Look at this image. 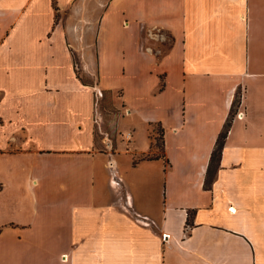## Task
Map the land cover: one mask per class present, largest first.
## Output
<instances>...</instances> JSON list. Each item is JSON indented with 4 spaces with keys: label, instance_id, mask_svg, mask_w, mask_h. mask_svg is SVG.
I'll list each match as a JSON object with an SVG mask.
<instances>
[{
    "label": "crops",
    "instance_id": "obj_1",
    "mask_svg": "<svg viewBox=\"0 0 264 264\" xmlns=\"http://www.w3.org/2000/svg\"><path fill=\"white\" fill-rule=\"evenodd\" d=\"M0 264H264V0H0Z\"/></svg>",
    "mask_w": 264,
    "mask_h": 264
},
{
    "label": "rangeland",
    "instance_id": "obj_2",
    "mask_svg": "<svg viewBox=\"0 0 264 264\" xmlns=\"http://www.w3.org/2000/svg\"><path fill=\"white\" fill-rule=\"evenodd\" d=\"M166 45H162V48L165 49ZM119 91L112 92H103V95L96 100L97 104V112H101V120L100 123H95V138L97 143L100 142V136L103 134H107L111 143L116 145L117 142H122L123 146L126 145L125 138L123 137L121 127L119 123L125 121L126 112L125 109L118 104ZM114 102L118 105L114 106ZM96 109V108H95ZM123 130L127 127L122 126ZM149 130V137L151 139V144L153 148L160 149L161 148V136H160V128L157 125H154ZM106 147V146H104ZM139 155H136L134 159L138 158ZM145 157L154 156L151 152L144 154Z\"/></svg>",
    "mask_w": 264,
    "mask_h": 264
},
{
    "label": "trees",
    "instance_id": "obj_3",
    "mask_svg": "<svg viewBox=\"0 0 264 264\" xmlns=\"http://www.w3.org/2000/svg\"><path fill=\"white\" fill-rule=\"evenodd\" d=\"M229 124H230V116L226 119L221 131L219 132L217 136L215 147L211 154V161H210L211 164L219 160V157L221 154V148L223 146L224 137L226 135Z\"/></svg>",
    "mask_w": 264,
    "mask_h": 264
},
{
    "label": "built area",
    "instance_id": "obj_4",
    "mask_svg": "<svg viewBox=\"0 0 264 264\" xmlns=\"http://www.w3.org/2000/svg\"><path fill=\"white\" fill-rule=\"evenodd\" d=\"M125 137L127 138V139H129L130 138V131H126V133H125ZM165 236V234L164 233H162V236Z\"/></svg>",
    "mask_w": 264,
    "mask_h": 264
}]
</instances>
